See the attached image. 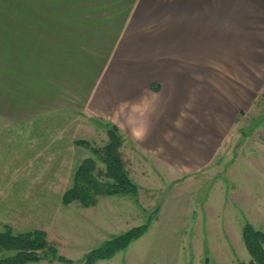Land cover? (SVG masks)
I'll return each mask as SVG.
<instances>
[{"label": "rangeland", "instance_id": "1", "mask_svg": "<svg viewBox=\"0 0 264 264\" xmlns=\"http://www.w3.org/2000/svg\"><path fill=\"white\" fill-rule=\"evenodd\" d=\"M247 34L244 41L229 32L226 50L213 55L229 78L206 80V91L184 96L156 142H135L119 129L134 196L101 195L89 207L61 203L83 158L102 170L74 142L102 147L104 120L60 111L13 125L0 116V227L41 229L57 254L80 264L88 250L150 217L146 232L115 255L125 264H202L205 256L210 264H255L241 227L247 220L264 230V29ZM251 35L255 47L245 45ZM36 264L67 263L47 255Z\"/></svg>", "mask_w": 264, "mask_h": 264}, {"label": "crops", "instance_id": "2", "mask_svg": "<svg viewBox=\"0 0 264 264\" xmlns=\"http://www.w3.org/2000/svg\"><path fill=\"white\" fill-rule=\"evenodd\" d=\"M263 29L264 0H12L0 7V116L85 113L156 142L184 96L229 78L213 65L229 32ZM118 252L93 264H125Z\"/></svg>", "mask_w": 264, "mask_h": 264}, {"label": "trees", "instance_id": "3", "mask_svg": "<svg viewBox=\"0 0 264 264\" xmlns=\"http://www.w3.org/2000/svg\"><path fill=\"white\" fill-rule=\"evenodd\" d=\"M108 140L102 147H97L87 140H75V144L88 149L102 163V170L97 168L92 157L83 158L74 168L71 184L63 192L61 203L67 205L73 201L83 207L94 205L98 196H134L137 185L129 177L121 160L118 148L122 138L119 128L109 121H104ZM151 218L119 234L110 236L99 246L88 250L77 263L93 264L107 260L117 251L124 250L131 241L137 239L148 229ZM243 245L255 264H264V230L254 227L245 220L241 227ZM47 255L62 263H73L60 254L46 240L41 229L14 232L7 224L0 227V264H25L37 262ZM202 264H210L205 256ZM237 264H247L238 261Z\"/></svg>", "mask_w": 264, "mask_h": 264}, {"label": "clouds", "instance_id": "4", "mask_svg": "<svg viewBox=\"0 0 264 264\" xmlns=\"http://www.w3.org/2000/svg\"><path fill=\"white\" fill-rule=\"evenodd\" d=\"M146 134H147V129L146 128H143V129H140V130H137V131L134 132V135L136 136V138L138 140L144 139Z\"/></svg>", "mask_w": 264, "mask_h": 264}]
</instances>
